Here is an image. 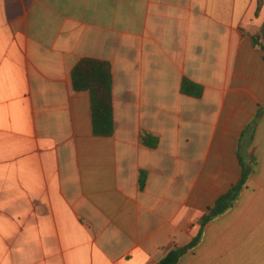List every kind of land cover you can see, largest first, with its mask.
Wrapping results in <instances>:
<instances>
[{"label": "crops", "instance_id": "obj_1", "mask_svg": "<svg viewBox=\"0 0 264 264\" xmlns=\"http://www.w3.org/2000/svg\"><path fill=\"white\" fill-rule=\"evenodd\" d=\"M263 42L264 0H0V264H155L245 150L255 172L177 264H264ZM82 57L111 65V136L72 88Z\"/></svg>", "mask_w": 264, "mask_h": 264}, {"label": "trees", "instance_id": "obj_2", "mask_svg": "<svg viewBox=\"0 0 264 264\" xmlns=\"http://www.w3.org/2000/svg\"><path fill=\"white\" fill-rule=\"evenodd\" d=\"M253 44L255 41L253 39ZM71 85L74 91H86L90 99V114L92 133L96 136H111L114 131L113 103H112V69L106 60L82 57L74 65L70 72ZM180 92L184 95L199 98L202 95V87L186 78L180 83ZM261 112L256 114V118ZM143 145L155 148L158 139L153 134L143 132L140 135ZM240 164V176L230 189L222 194L214 204L208 208L202 217V226L192 241L184 247H173L166 255L155 264H177L180 257L193 249L200 241L202 227L212 219L230 209L236 202L240 192L246 186L249 177L255 172L257 160L253 150L243 151L238 154ZM145 174L140 172L138 179L139 189L145 185Z\"/></svg>", "mask_w": 264, "mask_h": 264}, {"label": "rangeland", "instance_id": "obj_3", "mask_svg": "<svg viewBox=\"0 0 264 264\" xmlns=\"http://www.w3.org/2000/svg\"><path fill=\"white\" fill-rule=\"evenodd\" d=\"M263 46H264V42H263Z\"/></svg>", "mask_w": 264, "mask_h": 264}]
</instances>
